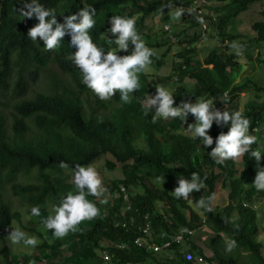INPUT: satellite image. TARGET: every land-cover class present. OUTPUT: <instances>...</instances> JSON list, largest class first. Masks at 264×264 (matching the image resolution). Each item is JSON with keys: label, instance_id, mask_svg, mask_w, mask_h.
I'll list each match as a JSON object with an SVG mask.
<instances>
[{"label": "trees", "instance_id": "1", "mask_svg": "<svg viewBox=\"0 0 264 264\" xmlns=\"http://www.w3.org/2000/svg\"><path fill=\"white\" fill-rule=\"evenodd\" d=\"M128 1V11L131 15H160L168 9L167 5L159 0L145 1L143 6L139 5L140 0ZM217 1L218 4L212 8L216 14V22L211 28L215 29L216 36L224 41L239 39V36L228 34L227 28L239 20L240 15L251 5L264 0ZM124 2L125 0H0V264H30L32 261L31 264H35L44 258L48 260L47 264L63 263V259L53 262L60 252L49 243L50 235L43 229L44 225L48 228L51 226L46 219L47 207L38 205H44L50 198L53 200L54 197L61 198L63 195H66L70 203L78 201L81 191L77 183H71L70 169L73 166L84 167L105 154H109L117 163L132 158L135 169L166 170L162 162L176 164L174 170L177 172L174 177L180 176L176 180L179 192L166 203L163 198L158 197L157 192L146 188L145 191L132 193L129 197L133 212L121 210V201L117 200V210L112 208L108 213H102L104 217L93 216L90 205L88 218L80 223L82 230L68 236L74 243V252L65 264H99L102 262L100 250L109 251L112 264H197L196 261L185 260L180 245L173 244L169 250L155 254L143 247L134 246L133 241L139 236L138 227L143 225L145 213L150 215L153 241L157 244H162L165 240L158 238L162 233L171 236L174 230L195 229L200 217L181 200V197L192 195L206 206L210 193L214 190V182L219 178L214 172L215 167L229 175V191L226 205L219 212L209 211L207 214V226L215 237L213 241L209 239L205 247L211 250L212 254H206L205 248L195 243L190 251L194 256H203L208 264H240L241 252L246 254L242 264H264L261 254L263 245L255 240L259 225L254 203L257 202L256 198H264V169L258 162L254 161L252 167L245 164L244 170L249 171L234 178L235 171L224 161L223 153L220 154L222 162L211 159L208 154H216V149L202 151L199 140L193 141L192 144L187 137H182L181 142L175 140L170 154L163 155L154 140L160 141L155 130L164 125L161 115L173 108H158L161 114H152L150 111L142 113L138 105L119 108L114 106L113 100L96 98L88 93L83 85L78 84L77 76L70 65L71 43H63L59 48L45 53L37 45L35 29L28 28V22L40 19L50 8H55L59 21L71 22L81 16L88 23L95 20L99 32L105 19L118 13ZM169 2L170 0H167V4ZM260 16L251 24V38L241 43V49L245 52L249 46L257 47L264 43V10L260 12ZM178 17L182 21L187 16L181 12L180 15L164 17L163 21L177 23ZM195 17L190 16V25L184 33L199 27L200 20ZM138 23L141 26L138 31L144 38L143 42L147 41V44L155 49L166 44L157 39L148 40L152 35L150 27L142 21ZM173 28L176 33V24ZM176 35L180 37L179 34ZM192 36L186 43L197 41L200 37L197 34ZM94 56L99 64L93 80L97 88L103 82L108 84L116 75L118 67L113 57L97 52ZM165 56L166 53H163L159 64ZM246 56L250 57L247 53ZM205 62L212 67L204 68L188 59L185 61L184 71L171 75L180 82H183L184 78L195 81L194 88L188 90L183 86H175L171 96L165 91L157 90L155 93L158 99L170 98L174 105L176 101L187 105L198 99L201 91H204L209 94L217 108H223L226 105L231 107L234 102V98L219 102V98L227 90L233 94L242 91L248 84H253L256 91H264V86L259 87L249 79L244 83H236L239 74L245 70L242 64L237 62L234 53L226 54L215 48ZM257 62L264 64L259 59ZM42 77L46 78V87L32 95L33 87ZM170 79L171 77H168L166 80ZM164 82L165 80L159 79L160 85H164ZM141 85L144 90L149 91L145 78H142ZM205 110L204 107L199 109ZM241 116L243 122L249 123L250 130L257 128L264 118V104L245 106ZM230 117L228 112L217 115L214 122L225 124L219 128L212 125L210 133L219 139L218 132L224 136L236 133L239 130L235 127L238 122L233 125ZM91 129L95 130L92 140L96 154L91 151ZM96 134L99 135L97 140ZM136 134L149 137V155L135 157L132 141ZM213 139L212 137L206 141L212 142ZM105 164L113 165L111 162ZM123 172L128 177L135 175L134 169L130 167H124ZM19 175L23 189H17V194L22 201L27 202L25 214L28 220L25 224L21 221L22 213L13 210L5 197L9 192L14 194L11 186ZM252 175L255 185L247 187ZM132 183L142 188L148 187L142 180L137 182L126 179L123 182L126 186H132ZM203 187H206L207 192ZM89 198L90 196L85 202ZM157 204H162V208ZM107 206L108 202L105 203V207ZM181 209L189 212V219ZM167 211L172 213L171 218L166 215ZM116 223H123L125 226H116ZM107 224L108 227L102 228ZM13 229L17 235H21L19 241L13 235ZM33 235L42 238L41 244L35 248L36 254L27 253L24 249L32 242ZM226 239L234 246L235 256L233 253L222 255L219 251V246L224 245ZM120 243H127L129 247L119 249L116 245ZM13 246L16 249L12 248ZM76 246L78 250H75Z\"/></svg>", "mask_w": 264, "mask_h": 264}, {"label": "clouds", "instance_id": "2", "mask_svg": "<svg viewBox=\"0 0 264 264\" xmlns=\"http://www.w3.org/2000/svg\"><path fill=\"white\" fill-rule=\"evenodd\" d=\"M145 1L152 0H140L139 5L143 6L145 4ZM159 1L163 4H166L168 7V9L162 14L155 15L150 13L146 15H131L128 11L129 1L125 0V2L119 8L118 13L111 14L105 19V23L99 32H97V24L95 25V20H92L90 23H88L84 18H81V16L71 22L59 21L56 17V12L58 11L55 8H50L40 19L33 22H28V28L31 27L35 29L37 33V45L40 46L42 51L45 53L51 52L54 48H59L63 43H71L69 48V58L71 60L70 65L72 66V69L77 76L78 84L83 85L85 90L96 98H102L104 101L113 100L114 106H117L119 108L138 105L142 113L150 111L152 114H161L160 110H170L173 108L170 112L161 115V120L164 122V125L155 130L160 137V141L153 138L156 142L157 148L163 155L170 154L172 145L174 144L175 140L181 142L182 137H187L192 141V144L193 141L196 142L197 140H199V146L202 151L216 149V154H208L209 158L211 159L222 162L223 160L221 159L220 154L223 153V157L225 159L224 161L229 163L228 165L229 167H231V170H233V165L238 164V168L234 169V178H238L241 173H247L249 170H244V165L249 164L252 167L254 161H257L258 165L264 169V134L262 132V128L264 127V118L257 128L254 127L250 130L249 123L243 122L242 120L241 115L244 109L240 114H235L238 109L232 108L235 102L240 98V96H243L244 89L233 94L229 90L225 91L219 98V102H227V99L231 100L232 98H234V102L233 104H231V107H228V105H226L223 108H217L214 105V101L209 98V94L205 93L204 91H201L198 99L187 105H184L183 103L177 101L174 105L170 98L158 99L155 91H165L168 96H171L172 91L174 90L173 89L172 91H167L166 87H164L165 85H160L159 79H163L165 80V82H171L172 84H174V86L185 87L183 82L178 81L176 77L171 75L173 73H180L184 71L186 69V60L190 59L193 64H199L204 68L212 67V65H209L205 62V59H207L209 55L203 60L197 59L196 55L193 56L194 49H190L188 45L186 46L185 50L184 47L176 54V56L179 58V61L172 63V71L167 77L158 79L149 78L147 68L155 67L156 69H160L162 66H164L166 63L167 54L171 49L170 44H181L182 40L179 36L176 35L174 31L173 25L176 24V22H162L165 25L163 26L164 31L161 30V33H164L167 36V38L162 40V35H158L154 32V34L152 33L153 26L147 25V20L156 18L161 15H163L164 19V17L180 15L181 12H184L186 16L189 17V19L190 16L194 15L196 16L195 18L200 20V37L196 41L198 43L206 39L210 31V26H212V24L216 22V14L212 10L214 6H212V8L209 7L208 9L204 6L203 3H201V0H170L168 4L167 0ZM202 1H204L205 4L209 2L206 0ZM169 9L174 10L173 15L168 13ZM138 21H142L145 25L150 27V34L152 35L148 40L157 39L160 42H166L165 45L168 46L166 51L158 55L155 48H151L147 44V41L143 42L144 38L138 31V28L141 27ZM170 24H172V27L170 26ZM111 48L114 49L112 50ZM96 52L99 54H106L116 59L118 67L116 75L109 81V83L106 84L105 82H103L97 88L93 84V80L99 69V64L94 56ZM163 53H166V56L164 57L162 63L159 64ZM142 54L147 55L148 57L146 59H141L140 55ZM242 66L245 70L244 65ZM168 77H171L169 81L166 80ZM142 78H145L149 91L143 89L141 85ZM153 79L156 80L154 81ZM186 79L188 78H184L183 81H185ZM237 82L244 83V81L241 82L238 81V79L236 83ZM249 85L250 84H248L246 87H248ZM251 85L253 87V84ZM185 88L188 89L187 87ZM256 92L264 93V91ZM261 104H264V102ZM249 105L257 106L258 104H256L255 102H248L245 104V106ZM189 107L190 109L186 111L185 109ZM201 107H204L206 110L199 111ZM211 108H213L215 112H212ZM226 112L231 115L230 118L233 125L237 124L238 122L237 126L235 127H237L239 130L232 136H224L221 132H218V134L220 135L219 139L218 136H214V134L210 133V129L212 125L216 126V128H219L225 124L224 122H214V118L217 115H222ZM242 123H245V129L242 127ZM94 132V129L90 130L89 138L91 137L93 146V149L91 151L93 154H96L94 143L92 140V135ZM212 137L214 138L212 142L206 141ZM98 138L99 135L96 134L95 139L97 140ZM149 142V137H143L140 134H136L134 136V140L132 141V149L135 152V157L150 154L151 148ZM214 145L216 146L214 147ZM102 157H107V159H105V161L103 162V166L106 169L113 170L116 167L120 168V173L122 175L121 179L116 180L115 178H112L108 175H101L96 168H94L96 170L95 172H86L87 170H92L91 167H95L94 164ZM105 162H111L113 163V165L108 166L105 164ZM134 165L135 162L132 158L128 159L126 162L117 163L109 154H105L100 156L90 164L84 165V167L73 166L72 169H70V176L74 179V181H71V183H77L78 188L81 191V195L78 201L70 203L66 195H63L61 198L54 197L53 200L52 198H50L45 202L44 205H38V207H47L48 215L46 219L51 223V226L48 228L44 225L43 229L50 235L49 243L55 246L60 252V255L53 260L54 263L63 259L64 261L62 264H65L67 260L72 258L74 252V249H72V245L74 243H72L68 239V236L76 234L82 230L83 226L82 224L80 225V223L82 220L88 218L90 205V211L93 216L99 217L102 216V213H108V210L112 208H115V210H117V200L121 201V210L129 212L134 211V209H131L130 207L129 197L132 193L139 194L142 191H138L137 187L139 186L134 185V183H132V186L124 185L123 182L126 179L137 182L139 180H142V182L148 186L146 187L147 189H152V191L157 192L159 195L158 197L163 198L166 203L170 202L171 197H174L177 191L179 192L176 180L180 176L177 178L174 177L175 173L177 172V170H174L176 168V164L172 162H162V166L166 170H149L144 168L135 169ZM124 167H130L134 169L135 175L131 177L125 176L123 172ZM214 169H218V172H216L215 170L214 172L219 176L221 175V173L229 176L225 173V171L220 170L218 167H215ZM223 179L221 181H223ZM248 183L249 184L246 185L247 187H253L255 185L253 182V175L251 176V181H249ZM11 187L13 188L14 194L9 192L10 196L19 200L23 206L22 211L14 209L13 206L12 209L21 212L23 218V216L26 215L25 211L27 210V202L22 201L17 194V189H23L21 187L20 175L15 178V182ZM217 187L218 184H214V190L210 193V197L206 206L203 202H201L197 198H194L192 195L181 197V200L186 202V204L192 209V211L198 214V216L200 217V222L195 229L182 228L172 231L171 236L165 234V240L163 243H165L166 241H170L173 235H176L180 231L192 232L191 235H184V244H177L182 247L181 249L183 253L186 251V249H191L193 243H197L196 241L192 240L193 234L195 231H203L205 230L204 228L208 227L206 223L208 212H219L221 210L220 209L217 211L213 209L216 200L215 196L218 193ZM204 188L206 187H203V190ZM88 196H90V198L87 200V202H85V199ZM226 200L227 196L225 198V201ZM106 202H108L107 207H105ZM157 205L162 208V204ZM181 210L184 213L185 217L189 219V212L184 209ZM52 214H55L56 216H53ZM166 215L169 218L172 217V213L169 211L166 212ZM116 226L124 227L125 224L116 223ZM146 226H148L150 229L149 233L146 236L148 243H155L153 241L150 215L148 213L143 214V225L138 227L139 236L143 235L139 231V229L146 228ZM106 227H108V224L102 228ZM85 229L82 232H84ZM36 238L38 237H35L33 235L32 241H34ZM158 238L162 239L163 237L160 235ZM38 239H40L42 242V238ZM41 242L37 246H39ZM188 244H190V247L188 246ZM37 246H35V248ZM134 246L137 245L134 244ZM116 247L119 249H127L129 245L127 243H120L116 245ZM142 247L145 248L148 252H151L148 247ZM169 248L164 249L161 252L167 251L169 250ZM75 250H78L77 246L75 247ZM158 253L160 252H157L155 254ZM99 255L102 260V262L99 264H112L111 255L108 250H100ZM41 262L47 264L48 260L44 258L42 261H39V263Z\"/></svg>", "mask_w": 264, "mask_h": 264}, {"label": "rangeland", "instance_id": "3", "mask_svg": "<svg viewBox=\"0 0 264 264\" xmlns=\"http://www.w3.org/2000/svg\"><path fill=\"white\" fill-rule=\"evenodd\" d=\"M201 3H203L204 6L209 9V7L212 8V6H216V4H218V1L210 0L207 4H205L204 1L201 0ZM262 10H264V1L251 5V7L247 11H245L244 13L240 15V17L238 18L239 20H236L232 26H229L227 28L226 31L228 32V34L239 36V39L237 40L225 39L224 41H221V39L216 36L215 29L213 30L211 28L212 26H210V31L206 39L202 40L199 43L196 41H191L189 43H186L187 40H190L193 37L192 34H197L198 36H200V29L199 27H197L193 30H189L187 33L186 32L184 33V31L187 30L188 26L190 25L189 17H185V19H183L182 21L178 17V22L176 23V33L180 35L181 40H185V41L182 42V44H178V43L170 44L169 43L171 45V49L169 53L167 54L165 65L162 66L160 69H156L155 67L153 68L148 67L147 72H148L149 78L158 79V78L167 77L172 71V68H173L172 63L179 61V58L176 56V54L180 50H182L184 47L189 45L190 49H194L193 56L196 55V58L200 60H203L205 57L210 55L211 51H213V49L215 48L222 50V52H225L226 54H233V53L236 54L237 62L244 65L245 67V71L239 74L238 81L242 82V81H245L246 79H249L253 83L259 86H264V64H259L257 62V59H259L264 63V43L259 44L257 47H255L254 45L249 46L246 52L243 49H241L242 41H246L251 38V35H252V32L250 30L251 24H253L255 21H257L261 17L260 12ZM168 13L173 15L174 10L169 9ZM162 22H164L163 15L158 16L153 19H148L146 24L152 25L153 26L152 33L154 32V33H157L158 35H162V40H164L165 38H167V36L166 34L161 33V30L164 31L163 26L165 25ZM170 26L172 27V24H170ZM167 48L168 46L165 45L162 48H159L158 50L155 49V50H156V53L160 55L162 52L166 51ZM225 48L227 49L226 51H225ZM111 49L113 50L114 48H111ZM246 53L249 54L250 57H247ZM147 57L148 56L144 54L140 55L141 59H146ZM44 77L39 79L37 84L33 87L32 93H31L32 95H34L36 92L42 91L43 88L46 87L47 82H46V78L44 79ZM153 80L155 81L156 79H153ZM183 84L188 89H192L195 86V82L188 80V79L183 81ZM164 85L167 91H172L175 87L174 84H172L171 82H165ZM248 102H255L258 105L263 103L264 93L256 92L253 89L251 84L248 87H245L243 90V96H240V98L235 102V104L232 107L233 109H238V111L235 114H240L242 110L244 109L245 104ZM189 109L190 107L185 110L188 111ZM211 111L215 112L213 108H211ZM244 126H245V123H242V127L245 129L246 127ZM262 132L264 134V127L262 128ZM105 159H107V157H102L100 160H98L94 164L95 167H91L92 170H87L86 172L87 173L95 172L96 170L94 168H96L101 175H108L112 178H115L116 180L121 179L122 175L120 173V168L116 167L113 170L106 169L103 166V162L105 161ZM232 168L234 171L235 168H238V164L233 165ZM215 171L218 172V169H216ZM227 171H231V170H227ZM222 179L223 181H221ZM228 179L229 177L227 175H224L223 173H221V175L219 176V179H217L214 183V184H218V187H217L218 193L215 196L216 200L213 206V209L217 211L220 210L222 207H224L227 203V201H225V198L229 190ZM71 181H74L72 177H71ZM137 190L140 192L145 191L146 187L145 188L137 187ZM204 190L207 191L206 188H204ZM5 197H6V200L11 203V206H13L14 209H18L21 211L23 210V206L19 200L10 196L9 193ZM255 200L257 202L254 203V209L256 211L257 223L259 225V231L256 233L255 240L257 242L262 243L263 247L261 250V254L264 257V198H256ZM52 215L56 216L55 214H52ZM27 220H28V216L24 215L22 218V223L25 224ZM204 229L205 230L199 231V232L195 231L193 234L192 240L196 241L197 242L196 244L205 248L206 254L211 255L212 254L211 250L205 247V244L208 243L209 239L210 241H213L215 236L212 235V231L208 227ZM12 233L17 241L21 238V235H17L15 230H13ZM23 233L25 234V232ZM221 238H224V236H221ZM40 242L41 240L36 238L34 241L30 243L29 246H26V248H24L26 249L25 252L27 253L31 252L32 254H36L37 252L35 250V246H37ZM104 246H106V244H104ZM12 248L16 249L14 246ZM219 251L222 253V255L233 253V255L235 256L234 246H232L227 239L225 240L224 245L219 246ZM239 256L241 257V261H244L246 259L245 257L246 254L243 252L239 253ZM241 261H240V264H242ZM31 263L33 262H30V264ZM36 264H44V263L37 262Z\"/></svg>", "mask_w": 264, "mask_h": 264}, {"label": "built area", "instance_id": "4", "mask_svg": "<svg viewBox=\"0 0 264 264\" xmlns=\"http://www.w3.org/2000/svg\"><path fill=\"white\" fill-rule=\"evenodd\" d=\"M205 28V27H203ZM149 227L146 226V228H140L139 231L143 234L141 236H137L134 239V244L137 245L138 247H142V246H146L149 248V250L153 253H157V252H161L164 249L169 248L172 244H184L183 242L185 241V237L184 235L188 234L191 235L192 232H184V231H180L179 233H177L176 235H173V237L171 238L170 241H166L165 243H163L162 245H158L152 242L147 241V234L149 233ZM161 236L164 238L165 234H161ZM188 246L190 247V244H188ZM184 257L186 261H196V263L198 264H208L205 262L203 256H194L193 253L190 251V249H186V251L184 252Z\"/></svg>", "mask_w": 264, "mask_h": 264}]
</instances>
